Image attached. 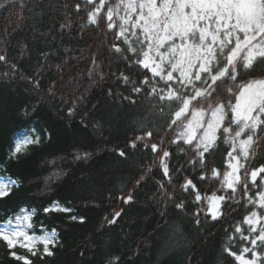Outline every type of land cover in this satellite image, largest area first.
<instances>
[{
	"label": "trees",
	"instance_id": "1",
	"mask_svg": "<svg viewBox=\"0 0 264 264\" xmlns=\"http://www.w3.org/2000/svg\"><path fill=\"white\" fill-rule=\"evenodd\" d=\"M93 7L85 0H24L0 8V55L5 57L0 61V177L18 181L9 197L0 198V224L21 209H36L29 231L39 234L43 225L58 233L53 256L41 258L40 244L36 256L20 247L11 251L28 256L32 264H236L223 249L239 251L246 243L235 227L247 234L243 220L253 208L247 201L261 189L253 188L249 178L247 195L241 186L232 194L220 187V178H210L199 162H190L188 146L183 152L169 146L168 110L160 114L147 87L133 94L132 83L123 80L128 76L139 84L151 73L125 59L131 53L114 50V45L127 48L117 29H108L106 21L88 22ZM128 96L135 103L123 98ZM33 129L40 143L11 157L16 139ZM147 131L153 132L148 142L163 140L170 153L163 158L167 177L159 147L153 152L140 143L129 146ZM230 150L219 143L211 167L223 173ZM83 153L87 159L75 158ZM262 165L264 142L245 162L249 170ZM188 179L196 185L191 195L182 188ZM213 193L232 195L215 221L203 198ZM128 194L133 199L126 203ZM182 201L184 208H176ZM54 202L72 211L45 213ZM197 208H203L199 224ZM117 212L115 223H109ZM72 215L83 222L71 220ZM230 234L235 239L226 244ZM9 251L0 241V264H21Z\"/></svg>",
	"mask_w": 264,
	"mask_h": 264
},
{
	"label": "snow or ice",
	"instance_id": "2",
	"mask_svg": "<svg viewBox=\"0 0 264 264\" xmlns=\"http://www.w3.org/2000/svg\"><path fill=\"white\" fill-rule=\"evenodd\" d=\"M23 2L4 0L0 8L6 3L22 5ZM85 2L94 5L88 12V22L95 25L106 21L107 28L117 29V37L127 45L125 50L114 45V50L131 53V57L125 56V59H131L151 73L150 76L145 73L139 84L130 81L128 76H123V80L126 84L132 83L133 94L147 87L148 96L154 98L153 107L160 114L168 110L171 117L166 130L169 146L176 144L181 152L188 146L190 162L193 165L199 162L211 173L210 178H220V187L230 189L232 194L241 186L247 195L249 178L253 188L261 189L247 201L253 205L243 220L248 226L247 234L239 224L235 227L239 239L246 243L239 251H233L230 246H225L223 251L233 257L236 264H264V251H261L264 249V176L260 175L264 173V165L251 170L245 167L256 147L264 142V0H109L106 11V0H98V4L97 0ZM76 7L79 10L80 5ZM102 11H105L103 17L100 16ZM4 59L0 55V61ZM123 98L135 103L131 96ZM151 137L152 131L137 135L129 146L135 149L140 143L153 152L159 147L163 175L167 177L168 166L163 158L170 153L165 150L163 140L148 142L147 138ZM39 143L40 136L34 129L25 131L16 139L11 157L21 154L28 145ZM219 143L231 149L223 173L210 163ZM206 154L208 164H205ZM88 155L77 154L75 158L87 159ZM119 155L126 154L121 150ZM258 177L260 184H257ZM17 184L18 181L10 178L0 181V198L9 197ZM160 187L163 189V183ZM182 188L191 195L190 190L196 189V185L188 179ZM203 198L215 221L224 215L221 206L226 199H232V195L213 193ZM132 199L128 194L125 202ZM201 199L197 191L194 202ZM175 206L183 209L184 203ZM43 211L69 213L72 209L54 202ZM201 211L203 208L194 212L197 224ZM36 214V209H21L0 224V241L10 250L9 255L21 264H32V260L11 250L20 247L36 256L40 251L37 244H40L43 258L53 256L52 248L58 243L55 229L49 231L41 225L39 234L29 231L33 229ZM119 215L115 213L109 223H115ZM70 219L83 222L84 218L72 215ZM234 239V234H230L226 244H232Z\"/></svg>",
	"mask_w": 264,
	"mask_h": 264
},
{
	"label": "rangeland",
	"instance_id": "3",
	"mask_svg": "<svg viewBox=\"0 0 264 264\" xmlns=\"http://www.w3.org/2000/svg\"><path fill=\"white\" fill-rule=\"evenodd\" d=\"M97 4H98V2H97ZM108 6H109V0H106V3H105V11H106V9H107ZM105 11H102L100 13V16H105ZM0 181H5V179L2 178V177H0ZM221 212H222V209H221ZM37 247H39V244H37Z\"/></svg>",
	"mask_w": 264,
	"mask_h": 264
}]
</instances>
